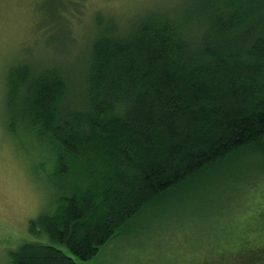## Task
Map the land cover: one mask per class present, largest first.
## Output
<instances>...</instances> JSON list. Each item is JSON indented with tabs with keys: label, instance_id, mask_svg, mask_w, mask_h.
Masks as SVG:
<instances>
[{
	"label": "trees",
	"instance_id": "1",
	"mask_svg": "<svg viewBox=\"0 0 264 264\" xmlns=\"http://www.w3.org/2000/svg\"><path fill=\"white\" fill-rule=\"evenodd\" d=\"M195 1L106 20L76 76L8 70L9 132L48 153L56 191L8 264H83L206 169L240 154L264 165V0Z\"/></svg>",
	"mask_w": 264,
	"mask_h": 264
},
{
	"label": "rangeland",
	"instance_id": "2",
	"mask_svg": "<svg viewBox=\"0 0 264 264\" xmlns=\"http://www.w3.org/2000/svg\"><path fill=\"white\" fill-rule=\"evenodd\" d=\"M195 3L0 0V264H8L11 249L34 240L28 223L54 209L56 193L48 153L9 132L8 70L23 64L76 76L106 20L126 27L147 11L176 13ZM97 15L102 20L96 24ZM253 158L237 155L172 189L83 264H251L249 255L264 247V165Z\"/></svg>",
	"mask_w": 264,
	"mask_h": 264
}]
</instances>
